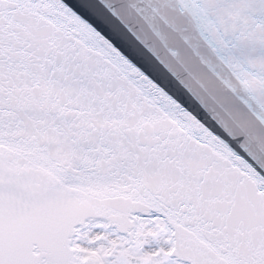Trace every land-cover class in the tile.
Listing matches in <instances>:
<instances>
[{
    "label": "snow or ice",
    "instance_id": "1",
    "mask_svg": "<svg viewBox=\"0 0 264 264\" xmlns=\"http://www.w3.org/2000/svg\"><path fill=\"white\" fill-rule=\"evenodd\" d=\"M0 0V264H264V0Z\"/></svg>",
    "mask_w": 264,
    "mask_h": 264
},
{
    "label": "water",
    "instance_id": "2",
    "mask_svg": "<svg viewBox=\"0 0 264 264\" xmlns=\"http://www.w3.org/2000/svg\"><path fill=\"white\" fill-rule=\"evenodd\" d=\"M65 3L69 4L71 7H73L78 13H80L82 16H84L87 19L92 20L94 24L97 25V27L101 28L102 31H104V34L107 35V31L102 28V26L99 25L97 21H95L84 9H82L79 4L77 3V0H64Z\"/></svg>",
    "mask_w": 264,
    "mask_h": 264
}]
</instances>
